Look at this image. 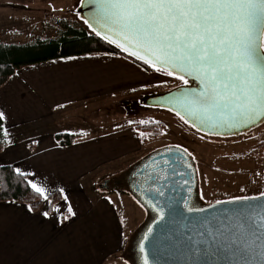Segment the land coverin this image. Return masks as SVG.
<instances>
[{
  "label": "crops",
  "instance_id": "1",
  "mask_svg": "<svg viewBox=\"0 0 264 264\" xmlns=\"http://www.w3.org/2000/svg\"><path fill=\"white\" fill-rule=\"evenodd\" d=\"M28 1L0 0V11ZM11 19L0 15L5 24ZM1 39L6 45L38 41ZM159 76L120 55L94 54L25 67L0 88L7 133L0 166L28 175L47 197L63 195L52 211L48 201L39 211L0 202V264H135L123 253L130 246L135 252L149 214L130 191L110 182L129 175L149 153L126 109L150 95L143 90ZM62 133L78 137L63 147L56 139Z\"/></svg>",
  "mask_w": 264,
  "mask_h": 264
},
{
  "label": "snow or ice",
  "instance_id": "2",
  "mask_svg": "<svg viewBox=\"0 0 264 264\" xmlns=\"http://www.w3.org/2000/svg\"><path fill=\"white\" fill-rule=\"evenodd\" d=\"M91 7L92 22H84L97 36L161 74L199 83L174 97L185 123L181 112L212 128L264 122V0H91ZM32 188L47 199L42 188ZM248 199L258 198L241 202ZM153 207L163 219L164 208ZM237 227L224 250L239 264H264V214Z\"/></svg>",
  "mask_w": 264,
  "mask_h": 264
},
{
  "label": "water",
  "instance_id": "3",
  "mask_svg": "<svg viewBox=\"0 0 264 264\" xmlns=\"http://www.w3.org/2000/svg\"><path fill=\"white\" fill-rule=\"evenodd\" d=\"M77 13L91 23V0H81ZM112 44L116 46V42ZM117 48L128 54L121 47ZM185 78L189 81L187 85L146 95L140 103L176 114L178 108L174 97L181 89L191 91L200 88L197 81ZM181 115L195 130L220 137L238 136L264 123L239 129L212 128L199 121L194 122L184 112ZM131 177L128 184L130 193L152 217L139 232L135 246L136 264H144L145 253L149 264H239V258H233L231 252L224 248L231 247L230 238L239 231L237 226L240 223L251 225L260 214H264V194L245 197L258 198L247 202H241L245 198H236L203 206L194 204L197 169L189 153L177 146L163 148L143 158L132 170ZM107 184L105 182L104 186ZM153 205L164 208L163 219ZM190 207L200 211L190 212ZM142 244L144 252H141Z\"/></svg>",
  "mask_w": 264,
  "mask_h": 264
},
{
  "label": "rangeland",
  "instance_id": "4",
  "mask_svg": "<svg viewBox=\"0 0 264 264\" xmlns=\"http://www.w3.org/2000/svg\"><path fill=\"white\" fill-rule=\"evenodd\" d=\"M66 1L70 3L68 8L64 4ZM80 1L61 0L58 5L54 0H29L25 4H14L13 9L0 11V15L7 16V20L10 17L13 18L9 24L0 20V24H5L3 27H6L0 33L1 38L8 43L11 40L10 36L16 41L32 43L39 39H57L59 32L62 31L59 25L60 20H67L71 25L84 27L86 23L77 13ZM7 28H10L8 30L10 36L7 34ZM157 73L160 76L143 90L145 94L164 93L184 85L183 80L176 79L175 75L167 76ZM134 105L127 108L126 112L134 114L137 126L144 127L148 123L157 122L163 127L159 138H150V132L141 129L149 146V153H146L147 155L143 158L155 151L172 146L187 150L196 163L203 203L210 204L264 194V123L238 136L220 137L195 130L171 111L143 106L138 99ZM110 115L112 114L108 116ZM142 121L144 123H141ZM121 180L118 178L111 181V187L123 186L124 182ZM123 188L129 191L126 186ZM149 219L150 215L142 228ZM132 239L134 237H130V241ZM133 256L135 257V252L130 246L124 251L123 257L128 259Z\"/></svg>",
  "mask_w": 264,
  "mask_h": 264
},
{
  "label": "trees",
  "instance_id": "5",
  "mask_svg": "<svg viewBox=\"0 0 264 264\" xmlns=\"http://www.w3.org/2000/svg\"><path fill=\"white\" fill-rule=\"evenodd\" d=\"M59 25L62 27V31L59 32L57 39L38 40L36 43L28 45L0 44V88L5 86L18 70L25 67L51 60L84 55L116 54L135 62L148 71H155L154 67L129 56L112 43L97 36L87 24L84 27H79L78 25H71L67 20H60ZM137 127L145 132H150V138H159L163 132L162 125L157 122L148 123L144 127ZM77 137V135L62 133L58 134L56 139L61 146L66 147L71 145ZM4 149L5 127L3 120H0V153ZM190 157L196 168L195 160L192 156ZM62 199L63 195L60 191H55L45 199L43 195L34 191L28 175L17 172L12 165L0 166V202L15 201L28 205L33 211H39L42 205L48 201L49 211H52L53 206L61 202ZM194 204L207 205L201 200L199 184ZM151 219L150 215V221Z\"/></svg>",
  "mask_w": 264,
  "mask_h": 264
},
{
  "label": "flooded vegetation",
  "instance_id": "6",
  "mask_svg": "<svg viewBox=\"0 0 264 264\" xmlns=\"http://www.w3.org/2000/svg\"><path fill=\"white\" fill-rule=\"evenodd\" d=\"M127 108L129 109V107H127ZM131 180H132L131 174L125 175L123 177V179L121 180L122 182H124V185L123 186H118V187H124V186H127L128 187V184H129V182H131Z\"/></svg>",
  "mask_w": 264,
  "mask_h": 264
}]
</instances>
